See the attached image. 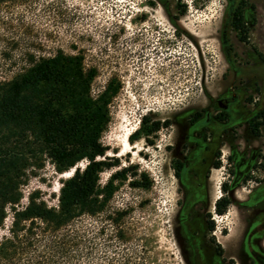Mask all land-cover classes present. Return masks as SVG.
<instances>
[{
	"label": "rangeland",
	"instance_id": "1",
	"mask_svg": "<svg viewBox=\"0 0 264 264\" xmlns=\"http://www.w3.org/2000/svg\"><path fill=\"white\" fill-rule=\"evenodd\" d=\"M240 1L0 0L1 81L62 50L95 70L94 97L118 87L102 136L117 165L100 184L124 168L127 177L104 212L82 217L91 258L80 264H196L190 224H203L202 198L192 196L202 183L192 180L215 154L211 201L222 184L237 187L223 215L210 209L218 240L231 251L239 245L240 264H264V125L253 131L264 109V0H246L245 42L231 25ZM233 94L230 110L216 106ZM154 122L168 124L145 135ZM65 178L47 165L22 187L21 206L39 191L57 207Z\"/></svg>",
	"mask_w": 264,
	"mask_h": 264
},
{
	"label": "trees",
	"instance_id": "2",
	"mask_svg": "<svg viewBox=\"0 0 264 264\" xmlns=\"http://www.w3.org/2000/svg\"><path fill=\"white\" fill-rule=\"evenodd\" d=\"M247 5L241 1L231 22L242 42L248 39L242 27ZM95 75V70L85 68L81 55L58 50L33 57L22 73L0 80V230L10 218L6 233L0 235V264H80L91 258L83 250L92 232L81 219L106 210L115 183L125 180L128 171L121 169L100 184V175L117 165L106 156L102 136L118 87L109 83L94 97ZM258 119L261 123L253 127L256 134L264 125V109ZM166 124L154 122L143 132L148 136ZM135 139L136 135L130 136ZM47 165L58 175L72 173L60 180L57 207H49L39 191L30 193L21 206L22 187ZM219 166L217 162L215 167ZM136 187L148 189L150 184ZM230 203L226 197L219 199L216 212L223 215Z\"/></svg>",
	"mask_w": 264,
	"mask_h": 264
},
{
	"label": "flooded vegetation",
	"instance_id": "3",
	"mask_svg": "<svg viewBox=\"0 0 264 264\" xmlns=\"http://www.w3.org/2000/svg\"><path fill=\"white\" fill-rule=\"evenodd\" d=\"M246 1V0H241ZM241 1L236 5L233 11L236 13V11L239 8V5ZM235 3V1H233ZM248 6V5H247ZM247 6L243 9V15L244 11L247 8ZM232 15V16H233ZM238 33V32H237ZM237 101L236 96L233 94L232 96L228 98H223L221 100H218L216 102L217 107L224 108L225 110H230V106L234 104ZM223 112H221L222 114ZM219 154H215L216 159L210 160L209 162H206L204 164H201L199 166L200 168V174L197 175V178L192 181H199L202 183V186L199 190V192H195L196 194L192 197H200L202 198L201 207L197 209V215L203 218V224L199 226L198 223H191L190 227L192 229V237L189 243H192L191 247L193 249L194 258L196 259V264H240V250L239 245L236 249V251H231L230 248H225V246L218 240V236L216 235L215 226L212 220L209 218V214L211 213V207L215 209L216 212V202L226 197L231 202V197H233L234 191L236 190V186H231L230 189L227 188L226 184H222L221 191L224 193L222 197H217V200L214 202L211 201V199L214 197V191H213V185L210 183L212 181L211 175L213 170H218L221 165L216 168L215 164L217 162L220 163V158L217 156ZM183 164L181 162L182 168H189L191 164ZM181 170V169H180ZM176 176L178 179H180L179 169L176 171ZM238 178V177H236ZM226 190V192L224 191ZM232 203H230L231 205ZM229 205V206H230ZM228 206V207H229ZM216 214H218L216 212ZM219 215V214H218ZM226 253H229V256H226ZM202 258V259H201Z\"/></svg>",
	"mask_w": 264,
	"mask_h": 264
},
{
	"label": "bare ground",
	"instance_id": "4",
	"mask_svg": "<svg viewBox=\"0 0 264 264\" xmlns=\"http://www.w3.org/2000/svg\"><path fill=\"white\" fill-rule=\"evenodd\" d=\"M130 135V134H129ZM128 144V143H127ZM127 148H129V145H127ZM72 175V173H66V174H64V175H62V176H66V177H69V176H71Z\"/></svg>",
	"mask_w": 264,
	"mask_h": 264
}]
</instances>
